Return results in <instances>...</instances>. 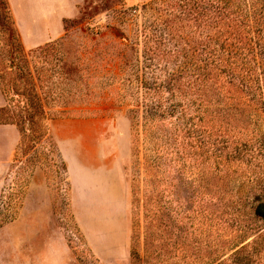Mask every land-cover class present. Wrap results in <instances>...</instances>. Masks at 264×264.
<instances>
[{
    "label": "rangeland",
    "instance_id": "rangeland-1",
    "mask_svg": "<svg viewBox=\"0 0 264 264\" xmlns=\"http://www.w3.org/2000/svg\"><path fill=\"white\" fill-rule=\"evenodd\" d=\"M151 1L85 0L61 37L29 50L0 0V122L21 134L0 170V264H264V217L249 209L264 202V118L232 129L256 158L224 174L211 157L180 174L163 157L151 166L159 147L116 102L122 36L141 49L168 17ZM40 110L63 116L49 125L59 141L45 138ZM37 169L43 181L29 188Z\"/></svg>",
    "mask_w": 264,
    "mask_h": 264
},
{
    "label": "trees",
    "instance_id": "trees-1",
    "mask_svg": "<svg viewBox=\"0 0 264 264\" xmlns=\"http://www.w3.org/2000/svg\"><path fill=\"white\" fill-rule=\"evenodd\" d=\"M152 5L168 17L144 35L141 49L135 46L136 37L130 45L122 36L125 49L116 92V102L128 106L132 130L142 123L145 137L159 147L151 166L159 168L163 157L168 171L200 173L204 161L215 157L226 174L235 161L256 158L233 137L232 129L242 127L241 119L259 123L264 118V0H152L144 8ZM69 20L64 21L65 31ZM40 115L45 138L52 140L50 122L63 116L43 110ZM20 142L21 134L14 154ZM248 198L240 195L245 207ZM253 201L260 203L249 209L264 217V202L259 197ZM151 204L150 196L147 209ZM134 259L132 264H138Z\"/></svg>",
    "mask_w": 264,
    "mask_h": 264
},
{
    "label": "crops",
    "instance_id": "crops-1",
    "mask_svg": "<svg viewBox=\"0 0 264 264\" xmlns=\"http://www.w3.org/2000/svg\"><path fill=\"white\" fill-rule=\"evenodd\" d=\"M148 1L150 0H129L140 3ZM6 2L23 46L32 49L61 37L65 32L64 21L78 18L85 0H6ZM4 106L6 98L0 87V108ZM51 124L50 135L59 141L55 123ZM73 133L67 132L68 137ZM19 141L20 132L15 125L0 123V170L11 163ZM60 150L68 169L71 170L72 160L69 153L62 146ZM42 176V171L37 169L29 188L40 186Z\"/></svg>",
    "mask_w": 264,
    "mask_h": 264
}]
</instances>
